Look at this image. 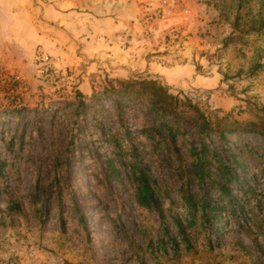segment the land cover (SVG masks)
Segmentation results:
<instances>
[{"label": "rangeland", "instance_id": "374dc122", "mask_svg": "<svg viewBox=\"0 0 264 264\" xmlns=\"http://www.w3.org/2000/svg\"><path fill=\"white\" fill-rule=\"evenodd\" d=\"M103 1L111 11L96 17L124 22L116 45L87 43L66 24L57 44H30L24 27L0 54V264H264V138L239 128L264 107V30L233 29L237 19L246 30L256 24L264 0ZM135 76L239 128L208 154L212 176L230 168L219 180L227 192L192 177L194 137L180 138L182 173L157 133L128 114L130 146L112 103L90 101L109 81ZM126 152L154 177L163 216L139 203Z\"/></svg>", "mask_w": 264, "mask_h": 264}, {"label": "trees", "instance_id": "16d2710c", "mask_svg": "<svg viewBox=\"0 0 264 264\" xmlns=\"http://www.w3.org/2000/svg\"><path fill=\"white\" fill-rule=\"evenodd\" d=\"M233 29L243 35L264 30V13L256 24L250 25L246 30L237 19L234 22ZM243 36H231L225 40V45L232 44L236 39ZM254 70V68H252ZM90 101L97 106L102 102L112 103V109L118 112L121 126L125 129L127 141L130 146L134 140L132 131L127 125V115L132 114L141 121V131L148 135L157 133L163 138L164 148L168 152H173L180 162L178 168L185 173L186 162L183 158L182 145L180 138L186 139L192 136L199 143V148L191 147L190 154L193 162L188 165L193 168V178L201 184L208 182L214 187L221 188L224 192L226 187L221 185L220 179L230 176V168L224 166L219 175L212 176V170L208 169V154L212 145L215 151L217 143L227 142L229 134L234 130L244 128L250 132L264 138V107L260 109V118L256 122H249L245 125L239 124V128H234L232 124H227L226 119L203 110L198 104L194 103L188 97H181L171 92V89L164 85L158 79L146 78L144 76H135L127 80H111L107 83L102 92H95L90 97ZM129 146V147H130ZM122 150V149H121ZM126 166L130 167L135 175L138 184V201L148 208L155 209L163 216V207L155 192L156 181L147 170L144 160L141 156L132 155L126 152ZM130 159V160H129ZM234 163H238L236 159ZM183 176V186L185 193L183 199L189 210L190 218L196 219L197 208L195 207L194 197L190 194L188 188L189 177ZM183 191V190H182ZM203 207L206 209V206ZM191 220L190 223L193 222ZM179 232L184 234V227L179 220H176Z\"/></svg>", "mask_w": 264, "mask_h": 264}, {"label": "crops", "instance_id": "0c3cea01", "mask_svg": "<svg viewBox=\"0 0 264 264\" xmlns=\"http://www.w3.org/2000/svg\"><path fill=\"white\" fill-rule=\"evenodd\" d=\"M110 11V4L104 3L103 0L102 2L101 0H0V54L4 50L10 51L8 46L10 37L22 41L23 35L18 31L24 30V27L33 30L30 38L34 42L29 41L30 44L54 41L57 44L64 36L63 30L66 24L79 28L76 36L82 35L84 30L87 43L100 46L116 45L121 42L120 37L124 34L122 33L124 22L115 20L112 27L111 18L96 17L98 13L109 14ZM122 11L123 9L119 13ZM51 29L54 32H51ZM3 59L10 61L9 58ZM125 61L128 62L127 57L123 58L122 63ZM154 61L153 58L149 64L154 65Z\"/></svg>", "mask_w": 264, "mask_h": 264}, {"label": "built area", "instance_id": "2783aa9c", "mask_svg": "<svg viewBox=\"0 0 264 264\" xmlns=\"http://www.w3.org/2000/svg\"><path fill=\"white\" fill-rule=\"evenodd\" d=\"M50 62L49 56H43L42 57V64L47 65Z\"/></svg>", "mask_w": 264, "mask_h": 264}]
</instances>
